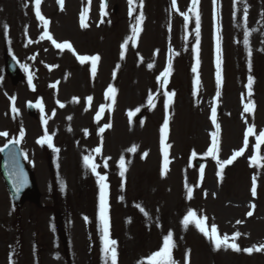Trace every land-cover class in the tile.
<instances>
[{
    "label": "rangeland",
    "instance_id": "374dc122",
    "mask_svg": "<svg viewBox=\"0 0 264 264\" xmlns=\"http://www.w3.org/2000/svg\"><path fill=\"white\" fill-rule=\"evenodd\" d=\"M104 3L108 14L101 17L102 0H64L63 10L57 0H41L40 12L49 22L47 31L53 40L72 45V50H61L44 37L34 0H0V36L32 77L31 84L28 77L18 85L4 79L0 39V131L8 133L0 136V146L23 130L24 150L33 164L41 199L47 198L50 208H38L32 201L15 211L0 178V264H106L100 187L97 176L84 166L85 155H93L98 172L107 176L109 233L117 241V264H148L169 232L176 264H264V250L243 251L264 244V145L257 149L255 135L251 136L244 154L232 164L221 170L217 163L244 147L249 126H254L256 135L264 130V0H198L195 9L192 0H176L175 8L172 0H134L131 6L128 0ZM85 9L88 27L80 28L76 17ZM141 12V31L122 49ZM184 14L189 16L187 22ZM246 30L251 68L244 44ZM218 38L222 84L217 98ZM86 53L99 54L95 75L91 61L82 64L76 58ZM169 61L172 71L164 85L162 73ZM249 76L253 113L243 111ZM197 78L199 85L194 84ZM109 87L116 89L114 100L106 95ZM164 91L175 93L167 108ZM29 100L43 107L41 112L37 106L36 118L27 113ZM213 107L220 126L215 157L208 153L216 132ZM139 114L142 117L137 119ZM166 118L167 166L161 146ZM45 130L59 152L38 143ZM133 146L136 150L129 151ZM97 147L100 153L94 151ZM253 156L259 158L256 163L250 162ZM195 158L202 160V175ZM53 200L62 216L66 243L56 229ZM189 210L206 217L209 230L215 224L218 233L227 234L229 243L241 250L223 246L215 250L194 225L185 228L182 221ZM27 216L32 220L27 221ZM236 232L240 236L232 240Z\"/></svg>",
    "mask_w": 264,
    "mask_h": 264
},
{
    "label": "snow or ice",
    "instance_id": "6c2138e0",
    "mask_svg": "<svg viewBox=\"0 0 264 264\" xmlns=\"http://www.w3.org/2000/svg\"><path fill=\"white\" fill-rule=\"evenodd\" d=\"M90 2V0H89ZM35 3V8H36V16L39 20L43 21V25H44V37H46L47 39L51 40L53 44H55V46L61 50L67 48L69 50H72V45L68 42L65 43H56L55 40H53L52 36L49 34V32L47 31V27H48V20H46L44 18V16L41 15L40 12V4H41V0H34ZM58 3L61 6V10H63V4H64V0H58ZM129 5L131 6L134 3V0H128ZM173 3V7H176V0H172ZM198 3V0H192V8L195 9L196 5ZM141 8H142V3L140 4ZM106 7L104 0H102V4H101V9L102 11L104 10V8ZM87 12V9H85L84 11L81 12V24L82 27H87L86 24L83 23L84 20V16L85 13ZM133 9L130 7L129 9V15H132ZM184 19L187 22L189 20V16L187 14H184ZM244 20L245 23L247 21V7L244 8ZM143 21V13L141 12L135 20V24L132 26V35L128 37V39L125 41L124 45H122V49L126 47V45L128 44V41L130 40H135L138 33L141 31V27L140 25L142 24ZM196 41L197 44L199 43V38H200V21H199V14H196ZM5 31H7L8 26L5 24L4 25ZM244 44L246 49L248 50V57H249V68H251V55H252V51L251 49L248 47L249 45V32L246 30L244 33ZM124 58V51L121 52V59ZM77 59L83 64L86 61H91V71L93 73V75H95L96 73V68H97V61H99L100 57L99 55H92V56H86V55H80L77 57ZM198 63V61H197ZM25 71H28V66L27 65H23ZM149 67H152V65H149ZM216 84H217V98L220 95V86L222 84V78H221V59H220V45H219V38L217 41V58H216ZM172 71V65H171V61H169L168 67L165 69V71L162 73L163 76V84L166 85L168 82V76L170 75ZM193 72H196V68L194 67L192 69ZM159 79V78H158ZM32 81V77L29 76V84H31ZM200 81L199 78H197L194 81V84L199 85ZM252 85H253V78L251 76H249L248 78V83L246 85L247 89H248V100L247 102L244 103V108L243 111L245 113H253L254 111V103L251 100V96H252ZM106 95L111 97L113 100L115 98L116 95V89L113 87H109L107 89ZM163 95L167 98V101L165 103V108H167L172 102H173V97L175 95L174 92H169V91H164ZM13 101L15 98H12ZM89 101L92 100V97H88L87 98ZM149 103L152 104L153 103V97L150 95L149 96ZM38 107H40L41 112H43V107L40 105H37ZM63 106V105H61ZM12 111L13 113L18 112V110L15 108L14 103H13V107H12ZM104 111V106H101L100 108V112ZM137 111H139V109H137ZM212 115H211V119L213 124L216 127V132H214L213 135V143H212V147H210L208 149V153L210 155H212L213 157L216 156L218 150H219V146H218V142L216 141L215 137L219 132L220 126L218 123H216V114H217V110L216 107H213L212 110ZM54 115V113H53ZM99 116V113L97 114ZM131 115V113H130ZM70 119V118H69ZM47 123L46 119H45V124ZM105 127H110V125H105ZM105 130L104 127L100 128V132L103 133ZM168 131H169V124H168V119L166 118L164 120L163 126L161 128V146H162V152L164 155V160H165V166H167V162H168V149L170 147V145L165 144V139L168 135ZM255 135V140H256V148L260 149L262 145H264V130L259 131L258 135L255 134V128L254 126H249L244 134V147L240 148L239 151L234 152V154L231 156L230 159L227 160H217V163L220 167V169L222 170L226 165H230L233 163V161L244 154L246 148L248 147L249 144V137L254 136ZM0 136H4L7 137L8 133L7 132H0ZM20 139H12L9 141V143L11 144H19L20 140L23 138L24 136V132L23 130L20 131L19 133ZM38 143L40 144H47L48 147L52 148L54 152H59L58 148H55L53 145V141H52V136L49 135L47 133V131L45 130V134L44 136L41 137V139L38 141ZM8 145L6 144L4 147L6 148ZM3 148H0V151H3ZM136 150L135 146H133V148L129 149V151L134 152ZM94 151L96 153H100L101 149L99 147H97L96 149H94ZM146 155V154H145ZM193 155H195V153H193ZM25 159H27V154H24ZM11 159H12V171L10 172V175L12 176L13 179V184L14 187L16 189L17 192H19L26 184H27V178L23 172L22 168H19L17 162H16V153L13 152L11 154ZM258 157L257 156H253L250 158V162L252 163H256L258 161ZM83 163L84 166L88 169H90L92 171L93 174H95L98 178V184L100 187V214H99V218L101 221V224L103 226V235H102V243H103V252L104 255L106 257V264H107V258L110 257L111 259V264H117V251L115 248V245L117 243L116 240L111 239L110 238V233H109V205H108V184L106 183L107 181V176L106 175H102L97 171L98 165L96 163L93 162V156L92 155H85L83 157ZM125 159L122 156L120 158L119 161V168L121 169L120 171V175L123 176L124 175V171H125ZM105 167H107V163L105 162ZM203 174V167H201V175ZM219 175V173H218ZM61 187L63 190V182H61ZM252 194L253 196L256 195V185H255V178L253 180V187H252ZM188 195L189 198H191L192 195V189L188 188ZM121 199H123V197H121ZM138 207H140L138 205ZM141 211H143V209L141 208ZM248 216L252 215V212L250 211L249 213H247ZM85 220L87 221V217H85ZM206 221L207 218L206 217H198L197 213L189 210L188 213L184 216L183 218V225L185 228H187L189 225H194L206 238H208L214 246L215 250H219L222 246L227 249V248H231L234 251H240L241 249L239 248V246L236 243H229L230 237L227 234H224L223 236H221L218 233V229L217 226L215 224H212L209 228L206 226ZM237 223H240V221H237ZM240 236L239 232H236L234 234V236L231 238L232 240H235L237 237ZM175 247V243L173 240V234L171 232H169L166 236H164L163 238V242H162V247L151 254V256L148 258V264H176V261L173 259L172 256V251ZM264 250V244H261L259 247L253 246V247H249V248H245L243 249V251L251 254L253 251H262Z\"/></svg>",
    "mask_w": 264,
    "mask_h": 264
}]
</instances>
